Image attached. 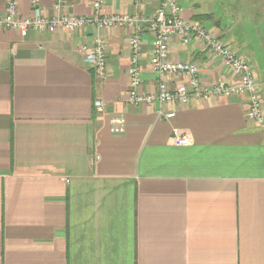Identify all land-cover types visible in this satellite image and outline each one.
Masks as SVG:
<instances>
[{"label": "crops", "instance_id": "crops-1", "mask_svg": "<svg viewBox=\"0 0 264 264\" xmlns=\"http://www.w3.org/2000/svg\"><path fill=\"white\" fill-rule=\"evenodd\" d=\"M94 1L63 0L60 10L90 16ZM178 1L183 18L203 19L250 62L264 107V0H253L259 18L245 19L230 0ZM17 4L31 14L32 0ZM36 4L55 12L53 0ZM158 4L103 0L102 9L151 16ZM96 31L0 28V264H264V119L247 117L244 94L129 104L133 27L102 30L103 78L80 50ZM140 38L143 91L186 80L160 77L152 34ZM168 57L196 63L204 84L235 79L195 38L171 36ZM112 118L124 120L122 133L110 132ZM173 129L191 142L175 145Z\"/></svg>", "mask_w": 264, "mask_h": 264}, {"label": "built area", "instance_id": "built-area-1", "mask_svg": "<svg viewBox=\"0 0 264 264\" xmlns=\"http://www.w3.org/2000/svg\"><path fill=\"white\" fill-rule=\"evenodd\" d=\"M63 0H53V14H45L32 0L33 9L30 15L22 17L19 14L17 0H6L4 11L0 14V28L34 29L55 31L63 29L73 31L83 28L87 24H94L96 33L92 43L82 44L84 63L91 67L97 76L103 78L107 74L106 46L102 30L117 25H130L133 32L128 38L129 65L127 68L128 88L125 98L129 104H169L177 102L184 104L192 98H212L244 94L248 99L247 117L256 122L264 119V107L261 101L258 84L254 77L250 62L228 47L220 38L214 36L203 23L187 20L181 16L183 7L178 0H159L155 13L151 16H139L119 13H107L102 8L103 0H95L92 4L93 13L90 16L61 12ZM146 29L152 34V50L149 62L161 77L164 74L176 76L183 74L185 81L170 88L160 79L154 92L142 90L140 59V34ZM176 36L183 44L192 38L202 42L203 48L219 57L230 67L235 79L227 82L218 80L213 84H204L199 76V66L194 62L169 59V38ZM93 107L97 112L105 109L101 99L93 100ZM157 114L165 118L175 115L174 110L159 108ZM125 129L122 118H112L109 130L112 133H122ZM172 141L175 145H186L191 142L188 134L178 129L172 130Z\"/></svg>", "mask_w": 264, "mask_h": 264}, {"label": "rangeland", "instance_id": "rangeland-1", "mask_svg": "<svg viewBox=\"0 0 264 264\" xmlns=\"http://www.w3.org/2000/svg\"><path fill=\"white\" fill-rule=\"evenodd\" d=\"M232 2V7L236 8V13H238L242 18L245 19L246 16L251 17V15L254 14V12L252 13V10H250L249 12H247L248 8L243 5V0H230ZM228 2V1H227ZM247 14V15H246Z\"/></svg>", "mask_w": 264, "mask_h": 264}, {"label": "trees", "instance_id": "trees-1", "mask_svg": "<svg viewBox=\"0 0 264 264\" xmlns=\"http://www.w3.org/2000/svg\"><path fill=\"white\" fill-rule=\"evenodd\" d=\"M245 4H243V5H245L247 8H248V10H247V12H249L250 10H252L253 12H254V14L253 15H251V17L253 18H259V14H258V10L260 11V8L259 7H255L254 6V4H253V0H245ZM243 3V2H242ZM255 8V9H254ZM236 9V8H235ZM205 16H209V17H211V15L210 14H202V16L201 17H205ZM197 21H199V22H202L203 21V19H201V18H197L196 19Z\"/></svg>", "mask_w": 264, "mask_h": 264}]
</instances>
